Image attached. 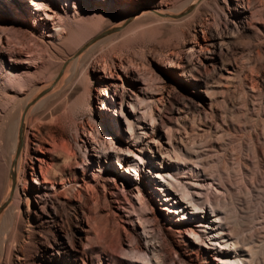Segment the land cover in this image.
<instances>
[{"label":"rangeland","instance_id":"374dc122","mask_svg":"<svg viewBox=\"0 0 264 264\" xmlns=\"http://www.w3.org/2000/svg\"><path fill=\"white\" fill-rule=\"evenodd\" d=\"M88 1L97 4L92 0ZM126 1L125 7L128 8L141 4L136 3L135 0ZM186 1L193 2L194 0H167V3L170 7ZM244 1L246 3L247 0ZM200 2L199 11L181 26L150 21L149 27L134 39H123L124 41L117 42V47L113 44L115 46H110L111 49L100 54L96 53L95 57H92L94 59L90 58L87 64L89 65L87 69L96 65L109 67L112 63L114 66H118L119 63L132 64L133 70L144 68H141L142 64L145 66V70L142 69L144 74L150 72L152 77L164 79L170 94L167 96L165 93L160 96L161 101L157 104L159 114L156 115V129L159 135H163L161 144L166 147V139L162 133L170 129L175 136V145L180 150L183 164L193 171H199V174L203 176L195 178L184 174L183 171L174 173L172 167L176 164L168 165V161L162 159V156L158 157L156 153L155 158H149L150 162H156L155 165L151 164L153 171L158 173V178L154 179V174H151L149 179L145 176L139 185L147 200L150 199V195L153 199V202L149 201V204L153 208L154 216L141 213L135 199L128 195V201L118 193L127 211L131 213L130 204L136 211V214L131 215L121 209L117 210L122 224L131 234L130 239H125L122 243V249L118 253L120 261H129V257L125 255L128 247L134 244V238L139 239L145 249L144 253L139 254L140 259L136 260L139 264H145L150 260L153 264H223L218 260L228 258L230 261L237 260H234L233 254L229 253L227 256L222 254V246L207 245L210 249L206 247L201 242L206 239L204 236L199 240L198 245H195L186 235L177 237L166 232V229L175 228L177 224L182 223L185 228H194L199 235H202V231L209 233L208 239L217 235L216 232L222 226L224 228L229 226L234 229L235 240L239 242V245L252 246L257 261L259 264H264V0L249 1L251 14H245L246 26L233 20V14L227 11L222 0H202ZM115 4L122 5L120 0H116ZM47 5L50 6V4ZM60 5V1L55 0L50 6L57 17L66 23L65 33L62 35V41H66V44L61 45L62 41L57 40L54 42L62 50V54L56 55L47 51L44 42L48 41V28L45 29L40 25L41 20H38V25H34L32 7L28 3L25 4V8H22L20 0H0V9L3 10L0 11V14L2 13L0 15V126L6 120V114L17 109L25 98L32 94L37 83L44 85L52 83V75L62 57L68 50L75 48L78 40L87 39L92 34L94 37L110 36L114 28L122 25L120 20L114 18L99 30L87 23L91 7L88 11L80 7L79 14H74L69 8L67 17ZM97 6L102 9V5ZM188 7L184 8L175 18L188 15L192 11L184 14ZM199 26L206 27L213 32L214 36L222 32V40H217L216 47L211 49L213 53H207L208 43L199 33ZM2 29H5V32H2ZM180 31L184 33L187 41H194L193 34L197 38V45L193 44L194 60L187 67H181L183 62L177 63L176 55L179 53L184 57L183 61L188 58V55L184 53V48L180 45ZM29 55L40 61L37 70L28 71L24 68L22 63ZM158 60H161L160 63ZM168 60L179 65L177 69H173L171 77L160 68L164 67ZM79 68L72 82L64 86L62 94L34 115L36 122L33 121L32 125L36 123L37 126H32L31 133L39 137L40 134L46 132V129L58 130L59 117L68 115L78 126L79 135H82V128L89 129L92 118L86 108L87 88L91 91V110L95 114V119H98L100 81L95 71L89 72L90 79L88 80L87 70L84 67ZM115 71L117 69H113L111 75L115 76ZM80 76L81 79H79ZM72 84L78 86L71 89ZM44 122L54 125H46ZM72 129L73 127L67 128L63 132L74 146L72 137L75 135ZM180 139L182 141H179ZM44 141L39 142L32 139L34 145L31 144L29 147L34 173L31 176V171L27 170L26 179L31 186L33 179L38 178L39 173L36 159L46 158V153L37 151V145L41 146L42 151L46 152L49 149L48 140ZM2 148L0 142V179L4 173L2 159L6 155L5 149ZM65 162L61 155L57 156L55 172L51 177L56 176L57 178L61 167L65 168L68 175L69 169L67 165L65 166ZM179 166L185 168L183 165ZM116 168L117 165L113 163L111 171L116 173ZM71 170L81 173L80 167L74 166ZM159 174L177 192L169 187L159 177ZM85 177L86 179L92 178L87 170ZM208 183L213 185V189L205 187ZM214 188L223 192V195L219 196L220 199H215ZM166 189L168 191L164 192ZM185 192H189V195L186 196ZM196 192L207 195L199 197ZM1 196L0 189V201ZM165 196L171 201L168 203L162 201ZM31 199L34 200V198ZM180 200L184 204H176ZM164 205H168L175 212L178 211V214L163 211ZM186 206L190 209L194 206L198 207L196 210L201 213L192 215L190 211L193 210L186 209ZM1 208L2 204H0V212ZM22 208L26 210L24 204ZM212 208L215 212H212ZM66 212L72 219L73 212L68 208ZM182 212H187L185 218L183 221H178L183 218ZM215 214H218L221 223H214V220H218L212 217ZM136 215L142 219L139 221ZM24 218L22 229L32 234L29 252L22 253L18 245L16 251L13 252L10 264H99L94 257L82 259L79 254L74 261L71 254L75 253L70 250L69 246H63L67 251L60 248L58 241L48 233L51 227L47 223L37 221L33 212ZM153 220H156L158 224L155 225ZM200 223L209 229H202ZM67 233L68 237H74L76 229L72 227ZM58 234L60 236L61 233ZM208 239H206L208 244H214L209 243ZM214 240L218 241L215 242L217 244L222 242L219 239ZM195 250L201 253L198 258L193 256ZM241 255H243L241 260H244L246 254L241 253ZM78 258H80L79 261ZM248 259L247 256L246 264H248ZM101 261V264H110L106 257H103ZM2 264L8 263L3 261Z\"/></svg>","mask_w":264,"mask_h":264},{"label":"bare ground","instance_id":"6f19581e","mask_svg":"<svg viewBox=\"0 0 264 264\" xmlns=\"http://www.w3.org/2000/svg\"><path fill=\"white\" fill-rule=\"evenodd\" d=\"M59 1L67 17L69 11L67 9L69 8H71L70 10L74 14H79L80 7H83L86 11L91 7V14L87 17V23L95 26L99 30L114 18L120 20V24L122 25L114 28L110 36L94 37L92 34L87 39L78 40L79 42L76 43L75 48L68 50L66 55L62 57L60 64L52 75V83L48 85L37 83L31 92L32 94L27 96L25 100L23 99L24 101H21L22 104L17 109L13 108L14 110L6 114V120L0 126V142L3 147L2 149L6 151L5 157L2 159L4 173L0 179L2 195L0 201V204H2V211L0 212V264L3 261L8 264L11 263L13 252L16 251L18 245L22 253L29 252V242L32 234L23 231L22 223L25 220L24 217L29 216L30 212L34 213L37 221L47 223L51 227L48 233L54 240L58 241L61 249L67 251L63 246L70 247V250L75 253L74 255L71 254L74 257V261H76L75 257L79 254L82 259L94 257L99 264H101L103 257H106L110 264H139L136 260L140 259L139 254L144 253L145 249H143V246L137 238H134V244L128 247L127 252L125 251V256L129 257V261H120L118 258L123 241L131 237L127 228L122 224L117 210L119 211L121 209L125 213H129L130 211L128 212L123 206L118 193L122 194L123 199L126 200H128V195L131 196L132 199L136 200L141 213H147V215L152 217L154 216L153 208L149 204V201L153 202V199L150 195V199L147 200L141 190L139 182L145 176L149 179L151 174H154V179L157 180L158 173L153 171L151 164L154 163L155 165L156 162L149 161V158H155V153L158 157L162 156V159L168 161V165L171 166L172 163L176 164L172 167L174 173L183 171L184 174L195 178H202L203 176L199 174V171H193L183 164L180 150L175 145V136L170 129L162 133L166 139V147L161 144L163 135H159L156 129V115L157 113L159 114L157 104L161 101L160 96H163L165 93L167 96L170 94L167 91L164 79L154 78L150 72L151 75L149 73L144 74L142 69L145 66H142V64L141 68H144H135L134 70V67L131 68L132 64L123 65L119 63L118 66H114L112 63L109 67L96 65L88 69L87 67L89 65L87 64L89 59L96 53L100 54L107 51V49H111L113 44H116V46H113L117 47V42L123 39H134L149 27L150 21L159 24H175L181 26L199 11L198 6L202 0H194L193 2L186 1L170 7L168 6L167 0H159L158 2L157 0H135L136 3L141 4L129 8L127 6L125 7L127 4L126 0H120L122 3L121 6L115 4L116 0H92L97 4L89 3L88 0ZM249 1L247 0L245 3L244 0H222V4L227 11L233 14V20L246 26L245 14H251ZM54 2L55 0H20L22 8H25V4L27 5V3L32 7L31 13L33 15L34 25H38V20H41L42 24L40 25L45 29L48 28V41L44 42V45L48 52L58 55L62 54V50L54 42L56 40L59 42L62 41V35L65 33L64 25L66 23L51 10L50 6ZM47 4H50V6ZM97 5H102V9H99ZM187 6L189 7L184 14L192 11L186 16L182 15L183 17L175 18ZM0 11L2 12L3 10L0 9ZM2 32H5V29H2ZM199 33L202 35L204 41L208 43L206 45L207 53H213L211 49L216 47L217 40H222V32L214 36L213 32L209 31L206 27L199 26ZM179 36L180 45L184 48V53L188 55V58L186 61H183L184 57L179 53V55H176L178 59L177 63L183 62L181 67H187L194 60L193 44L197 45V38L193 34L192 39L194 41H187L182 31L179 32ZM65 42L62 41L61 45H65ZM139 52L141 51L139 50ZM139 52L137 51V53ZM27 57L22 63L24 68L28 71L31 69L37 70L40 61L31 58L30 55ZM160 61L158 60L159 63ZM95 63L97 62L95 61ZM79 67H84L87 70L88 80L90 79L89 72L92 70L97 73V79L100 81L98 89V109L100 112L98 119H95V114L91 110V91L87 88L88 90L85 93L86 108L88 114L92 116L89 129L82 128V135H79L78 126L75 122L71 120L70 116L63 115L59 119L56 118L59 120L58 130L46 129L44 134H40L39 136L38 133L39 137H37L34 133L30 132L32 126L36 124L32 125L33 121L36 122L34 115H37L45 106L62 94L64 86L72 82ZM178 67L179 65L177 66L173 61L168 60L167 64L160 68L166 71V74L171 77L173 69H177ZM113 69H117L114 74L115 76L111 75ZM79 79H81V76ZM77 86V84H72L71 89ZM55 122L58 125V121L56 120ZM44 123L46 125L49 124L48 122ZM71 127H73L72 130L75 135L72 137L74 146L69 142L63 132ZM32 139L39 142L48 140L49 149L45 152L42 151L40 145H37V151L43 154L46 153V158L41 159L38 157L36 159L38 161L37 167L39 173L38 178L35 177L33 179L31 186L27 182L26 175L27 170L31 171V176L34 173L29 148L32 144ZM179 141L182 140L180 139ZM22 148L23 151L21 152ZM58 155H61L66 161L65 166L67 165L69 169V176L65 172V168L61 167L59 171L55 169L59 172V176L57 178L56 176L54 178L51 177L53 172H55V159ZM113 163L117 165L116 173L111 171ZM179 165H183L185 168H180ZM74 166L80 167L81 173L71 170ZM86 170L92 178L86 179ZM160 178L163 179V177ZM163 180L177 192L169 182L165 179ZM206 186L213 189L211 183L206 184ZM165 191H168V189ZM184 194L188 196L189 192H185ZM214 194L216 196L215 199H217L223 195V192L214 188ZM196 195L201 197L207 194L196 192ZM31 198H34V200ZM162 201L168 203L171 199L165 196V199ZM23 204L26 210H23ZM176 204L181 205L184 203L180 200ZM130 207L131 213L129 214H136L132 204H130ZM66 208L73 212L72 219L70 214L66 212ZM197 208L194 206L193 209H190L189 206H186V209L193 210L190 211L192 215L201 213L197 212ZM162 210L170 214H178V211L175 212L168 205H164ZM212 212H215L214 208H212ZM217 212L219 213V210ZM62 213H64V217ZM186 213L182 212L183 218L178 221H183ZM136 216L138 217V215ZM139 217L138 219L140 221L142 217ZM212 217L218 219V214ZM27 219L29 220V218ZM153 221L155 225L158 224L156 220ZM214 223H221V221L219 219L214 220ZM200 225L202 229H209L202 223ZM184 226V224L180 223L175 228H169L170 230L166 229V232L177 237L186 235L195 245H198L202 236L206 239L209 238V233L205 231H202V235H199L194 228H185ZM72 227L76 229V235L74 237H68L67 232ZM25 233L27 234L26 237L24 236ZM58 233H61L60 236ZM216 234L211 239H208L209 243L214 244H208L206 239L201 242L208 248L209 246L207 245L222 246V254L227 256L230 253L235 256L234 260L237 259L236 261H230L228 258L219 259L218 261L223 264H246L245 259L248 256V264H259L252 246H249V244L240 246L239 242L235 240V231L233 228L229 226L228 228H224L222 226ZM214 239H219L222 242L217 244L215 242L218 241ZM241 253L246 254V256L244 255V260H241L243 256ZM200 255L199 250L193 252L194 258H198ZM79 260L80 258H78ZM145 264L153 263L150 260V262L148 261Z\"/></svg>","mask_w":264,"mask_h":264}]
</instances>
